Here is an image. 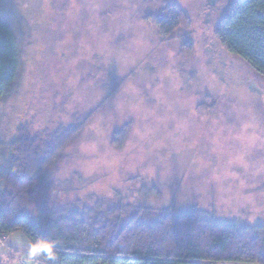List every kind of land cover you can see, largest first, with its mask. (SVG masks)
I'll use <instances>...</instances> for the list:
<instances>
[{
  "label": "rangeland",
  "instance_id": "rangeland-1",
  "mask_svg": "<svg viewBox=\"0 0 264 264\" xmlns=\"http://www.w3.org/2000/svg\"><path fill=\"white\" fill-rule=\"evenodd\" d=\"M167 5L191 26L163 37L156 24ZM7 7L21 64L0 101V156L23 126L48 139L86 120L50 170L48 207L121 205L126 218L136 208H196L218 221L264 225V93L249 89L264 91V80L215 42L232 66L219 74L206 0ZM0 264L43 263L16 235L0 242Z\"/></svg>",
  "mask_w": 264,
  "mask_h": 264
},
{
  "label": "trees",
  "instance_id": "trees-1",
  "mask_svg": "<svg viewBox=\"0 0 264 264\" xmlns=\"http://www.w3.org/2000/svg\"><path fill=\"white\" fill-rule=\"evenodd\" d=\"M8 2L0 0V101L21 64ZM181 25L190 27V19L178 6L167 5L156 27L165 37ZM215 38L264 79V0H236ZM85 121L62 127L48 139L32 136L23 126L6 145L0 156V242L25 237L43 264H264L262 224L218 221L196 208L159 214L136 208L126 218L121 205L48 207V192L55 187L50 170Z\"/></svg>",
  "mask_w": 264,
  "mask_h": 264
},
{
  "label": "flooded vegetation",
  "instance_id": "flooded-vegetation-1",
  "mask_svg": "<svg viewBox=\"0 0 264 264\" xmlns=\"http://www.w3.org/2000/svg\"><path fill=\"white\" fill-rule=\"evenodd\" d=\"M224 0H218L217 2H216V4H214V6L212 7V8H210V7H207L206 9V13L204 14L206 17H211L210 18V20H208L209 21V23L211 22V26H215L214 27V31H213V39L214 40H212L211 42H209V43H212L211 45H212V47H214L215 49L214 50H211L214 54H215V57H216V60H215V62L214 63H218L219 65H221V68H222V71H220L219 72V74L220 75H223V74H228V72H229V69L230 68H232V66L231 65H228L225 61H223L222 60V58H223V54H222V51L220 50V49H218L216 46H215V42H217L218 44H219V42L216 40V38H215V31H216V28H217V25H218V23L222 20V18H220V19H218V21H217V18H218V16L220 15V13L222 12V10L224 9V3L225 2H223ZM236 0H232L231 1V3H229L228 4V7L231 5V4H233L234 2H235ZM226 4V3H225ZM228 7L226 8V10L228 9ZM226 10L223 12L224 14H223V16L225 15V12H226ZM208 21H207V18L205 19V21H204V23L205 24H207L208 23ZM215 24V25H214ZM208 25V24H207ZM220 45V44H219ZM221 46V45H220ZM221 48L223 49V47L221 46ZM224 50V49H223ZM225 51V50H224ZM225 53L227 54V55H229L226 51H225ZM229 56H231V55H229ZM231 57H233V56H231ZM234 58V57H233ZM236 58V57H235ZM238 59V58H237ZM242 62V61H241ZM243 63V62H242ZM230 64H232V62L230 61ZM245 66H246V64H245ZM247 68H248V66H246ZM251 70V69H250ZM252 71V70H251ZM253 72V71H252ZM254 73V72H253ZM255 74V73H254ZM258 76V75H257ZM259 77V76H258ZM259 78H261V77H259ZM262 79V78H261ZM262 80H264V79H262ZM249 86V85H248ZM249 89H250V91H252V92H254V93H256L257 95H259V96H261V95H263V93H264V91H263V89H255V88H251V86H249Z\"/></svg>",
  "mask_w": 264,
  "mask_h": 264
},
{
  "label": "water",
  "instance_id": "water-1",
  "mask_svg": "<svg viewBox=\"0 0 264 264\" xmlns=\"http://www.w3.org/2000/svg\"><path fill=\"white\" fill-rule=\"evenodd\" d=\"M218 0H206V5L207 7L212 8L214 6V4H216Z\"/></svg>",
  "mask_w": 264,
  "mask_h": 264
},
{
  "label": "crops",
  "instance_id": "crops-1",
  "mask_svg": "<svg viewBox=\"0 0 264 264\" xmlns=\"http://www.w3.org/2000/svg\"><path fill=\"white\" fill-rule=\"evenodd\" d=\"M23 237V236H22ZM23 238H25V237H23ZM15 245H18V243L16 244V242L14 243Z\"/></svg>",
  "mask_w": 264,
  "mask_h": 264
},
{
  "label": "built area",
  "instance_id": "built-area-1",
  "mask_svg": "<svg viewBox=\"0 0 264 264\" xmlns=\"http://www.w3.org/2000/svg\"><path fill=\"white\" fill-rule=\"evenodd\" d=\"M1 245H2V244H1ZM2 246H3V245H2ZM2 246H1V247H2ZM3 247H4V246H3Z\"/></svg>",
  "mask_w": 264,
  "mask_h": 264
}]
</instances>
